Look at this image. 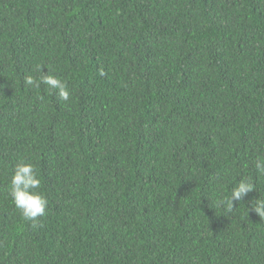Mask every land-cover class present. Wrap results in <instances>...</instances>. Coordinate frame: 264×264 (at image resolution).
<instances>
[{
  "label": "trees",
  "instance_id": "1",
  "mask_svg": "<svg viewBox=\"0 0 264 264\" xmlns=\"http://www.w3.org/2000/svg\"><path fill=\"white\" fill-rule=\"evenodd\" d=\"M41 68L69 101L24 83ZM258 157L264 0H0V264H264ZM21 161L42 226L9 195Z\"/></svg>",
  "mask_w": 264,
  "mask_h": 264
},
{
  "label": "clouds",
  "instance_id": "2",
  "mask_svg": "<svg viewBox=\"0 0 264 264\" xmlns=\"http://www.w3.org/2000/svg\"><path fill=\"white\" fill-rule=\"evenodd\" d=\"M39 71L43 72L42 68ZM104 74V71L101 70L100 75L103 76ZM24 83L35 89H39L43 84L49 89L56 90L61 101L70 100L71 93L67 82L50 71L47 74L44 73L40 78L27 75L24 78ZM254 167L259 174L264 175V157H258L254 162ZM40 188L41 179L36 166L23 161L18 162L11 176L9 195L16 209L25 220L32 222L33 227L42 226L39 225V218L45 216L49 203L47 197L39 191ZM252 192H257L253 180L247 177L242 178L231 190L230 195L220 199L218 204L224 207L226 213H232L236 208L234 202L243 201ZM249 210L254 211L259 217H264V197L260 196L258 199L252 200L248 212Z\"/></svg>",
  "mask_w": 264,
  "mask_h": 264
}]
</instances>
